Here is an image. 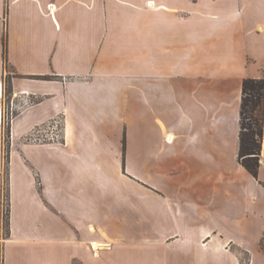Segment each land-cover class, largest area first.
Masks as SVG:
<instances>
[{
    "label": "crops",
    "instance_id": "0c3cea01",
    "mask_svg": "<svg viewBox=\"0 0 264 264\" xmlns=\"http://www.w3.org/2000/svg\"><path fill=\"white\" fill-rule=\"evenodd\" d=\"M19 1L0 0V264H244L238 252L264 264V128L258 180L238 163L242 81L264 77V0H135L138 14L100 0L104 21L88 17L81 33L59 21L65 0L21 6L24 21ZM68 48H93L92 69H68ZM16 97L34 101L11 119L10 162L59 147L23 140L59 116L62 145L95 129L111 164L125 139L131 174H65L74 158L55 174L53 154L36 156L38 174H3L2 116Z\"/></svg>",
    "mask_w": 264,
    "mask_h": 264
},
{
    "label": "rangeland",
    "instance_id": "374dc122",
    "mask_svg": "<svg viewBox=\"0 0 264 264\" xmlns=\"http://www.w3.org/2000/svg\"><path fill=\"white\" fill-rule=\"evenodd\" d=\"M66 6L63 8L60 6L63 1L59 2L57 5V16L59 18V21L63 24L64 17L71 21V23L75 22L77 24V29L79 33H81L82 30L88 28V20L91 18V20H95L96 22L104 21L103 14H102V4L99 3L100 0H65ZM35 2L38 3V0H20L17 5L19 6V17H21V20L24 21L26 18V12L21 6L23 5H31L34 6ZM110 2V1H109ZM128 3L130 7H123L120 6L123 9L130 8L131 13L138 14V11L133 10L135 4V0H128ZM136 3H139L138 7H141L140 4H143V0H136ZM132 6V8H131ZM49 9L52 13V8L49 6ZM112 10V8L108 7V11ZM31 13V17H35L33 15V11H29ZM62 13V14H60ZM89 17V18H88ZM113 18L111 15V11H109L108 16V25L110 29H112L113 25ZM70 23V24H71ZM117 24H124L123 20H118ZM95 26L92 25V29H94ZM75 31V29H74ZM94 37V36H92ZM98 38V36H97ZM96 38V39H97ZM93 44V42H92ZM95 43L91 46L94 47ZM69 50L72 48H68ZM65 50L66 53L71 54V61L73 62V65L70 63L67 68L71 69L72 71L76 73H85L87 70L92 69V60L93 55L95 54V51L93 48H90L89 51L81 52L79 55L77 52L73 49L68 51ZM76 52V53H75ZM136 54V52H132V55ZM117 66L116 70L119 71H130L131 68L126 67L125 65L116 64ZM50 80H56V81H62L61 79L53 78ZM63 82V81H62ZM10 90V83H9V77L7 76L6 79V91ZM33 99L24 98V97H16L15 100H7L6 108L4 110V114L2 116V126H3V147L2 151L4 152L8 150L9 152V158L8 161H4V158L2 160V172L3 174H38L40 170H43V167L46 165V169L53 170L55 174H62L63 171L67 167V162L70 161L72 158H74V162L68 167L67 172L65 174H131V166L132 164L128 161H126L125 157V139L123 140V160H120V163H110L108 160H105L101 157V154L103 153V149L106 147V143L103 139L100 138L99 132L97 130L89 129L84 131V137L85 138H79L78 132H74V136L72 141L70 142L69 146L62 145L63 144V120L61 117H56L52 122L48 123V125L37 127L35 130H33L31 133L23 137V140L26 143H32V144H48L51 142H57L58 146L57 148L49 149V150H42L44 152L40 153L41 150L38 151V156L43 154V156L49 158L52 156H57L56 158H53V163H48L45 165V162L36 158L35 151L33 149L28 148L26 149V153H22L21 161L14 160L13 162H10V150H11V138H10V122L13 116L17 114L19 109L24 106L26 103L33 102ZM21 104V106H20ZM9 132V133H8ZM86 135V136H85ZM78 137V138H77ZM81 143L83 146V149H80L78 147V143ZM95 151H100V154L97 156H92ZM103 156V155H102ZM38 159V161L36 160ZM12 161V160H11ZM50 160L49 162H51ZM43 166V167H42ZM114 167V168H113ZM143 173L145 174V171L143 170ZM158 174V173H157ZM8 186V179L7 176L4 179V188H7ZM127 187L126 184L123 185V188ZM135 203V202H134ZM139 208L142 206L141 202H138ZM3 213L6 215L7 210V200H4L3 202ZM141 209V208H140ZM1 213V212H0ZM139 220L146 221V213L141 212L138 214ZM1 229L2 233L6 234V223L5 219H3L1 215ZM260 249L264 254V243H260ZM236 251V248H235ZM239 259L242 263L247 264L248 261L250 262V255L248 253L244 252H238Z\"/></svg>",
    "mask_w": 264,
    "mask_h": 264
},
{
    "label": "trees",
    "instance_id": "16d2710c",
    "mask_svg": "<svg viewBox=\"0 0 264 264\" xmlns=\"http://www.w3.org/2000/svg\"><path fill=\"white\" fill-rule=\"evenodd\" d=\"M5 53V51H4ZM36 79L50 80L52 76H37ZM264 128V77L247 78L242 81L241 101L239 107V144L238 163L252 177L258 180L260 155L262 150ZM9 133V132H8ZM4 161H8V150L3 152ZM264 188V183L260 182ZM7 200L6 215L3 202ZM1 215L5 219L6 234L9 224V190L2 185Z\"/></svg>",
    "mask_w": 264,
    "mask_h": 264
},
{
    "label": "built area",
    "instance_id": "2783aa9c",
    "mask_svg": "<svg viewBox=\"0 0 264 264\" xmlns=\"http://www.w3.org/2000/svg\"><path fill=\"white\" fill-rule=\"evenodd\" d=\"M92 248L95 249L94 246H93V244H92Z\"/></svg>",
    "mask_w": 264,
    "mask_h": 264
}]
</instances>
